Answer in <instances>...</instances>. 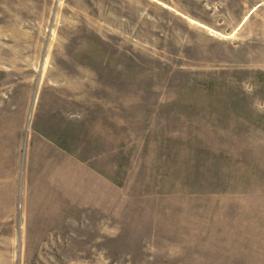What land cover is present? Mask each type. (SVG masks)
<instances>
[{"label": "rangeland", "instance_id": "rangeland-1", "mask_svg": "<svg viewBox=\"0 0 264 264\" xmlns=\"http://www.w3.org/2000/svg\"><path fill=\"white\" fill-rule=\"evenodd\" d=\"M0 264H264V0H0Z\"/></svg>", "mask_w": 264, "mask_h": 264}]
</instances>
